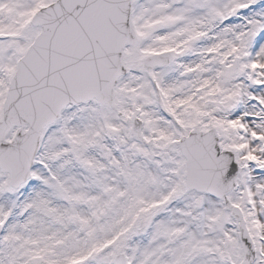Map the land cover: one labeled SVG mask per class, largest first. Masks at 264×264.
<instances>
[{
    "label": "snow or ice",
    "instance_id": "6c2138e0",
    "mask_svg": "<svg viewBox=\"0 0 264 264\" xmlns=\"http://www.w3.org/2000/svg\"><path fill=\"white\" fill-rule=\"evenodd\" d=\"M0 264H264V0H0Z\"/></svg>",
    "mask_w": 264,
    "mask_h": 264
}]
</instances>
